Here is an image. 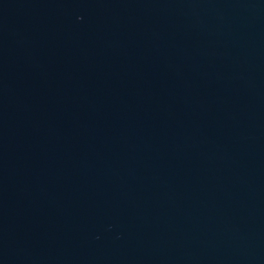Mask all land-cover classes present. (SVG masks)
<instances>
[{"label":"water","instance_id":"obj_1","mask_svg":"<svg viewBox=\"0 0 264 264\" xmlns=\"http://www.w3.org/2000/svg\"><path fill=\"white\" fill-rule=\"evenodd\" d=\"M0 264H264V0H0Z\"/></svg>","mask_w":264,"mask_h":264}]
</instances>
